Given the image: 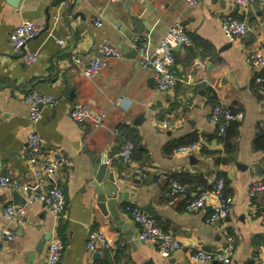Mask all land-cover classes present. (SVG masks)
Here are the masks:
<instances>
[{"label": "crops", "instance_id": "0c3cea01", "mask_svg": "<svg viewBox=\"0 0 264 264\" xmlns=\"http://www.w3.org/2000/svg\"><path fill=\"white\" fill-rule=\"evenodd\" d=\"M75 1L0 0V176L19 183L34 181L25 154L31 130L26 98L34 90L57 101L52 108L42 107L35 127L44 139L43 151L60 152L69 161L54 176L64 196L59 216L45 203H26L21 191L0 186V232L7 227L14 234L10 241L0 237V264H42L55 238L63 243L58 264H105L106 260L113 264H197L189 260L190 253L199 248L220 251L227 234L234 239L233 264H264L260 217L264 191L250 193L251 185L264 178V150L253 147L264 124V82L255 80L264 77V67H252L247 61L249 52L264 50V0L246 6L231 0H199L193 8L185 0ZM125 4L143 24L146 54L153 53L172 23L181 24L191 37V45L173 48L175 62L170 70L177 78L173 89L159 91L152 70L140 65V54L133 55L130 38L137 34ZM228 16L247 23L249 31L244 37L232 40L225 35L222 21ZM97 18L100 26L94 24ZM23 20L40 28L26 43V49L38 55L31 64L9 44L10 32ZM57 39L64 43L58 44ZM105 43L117 48L121 56L109 58L94 77H85L75 57H100ZM195 59L201 61L200 66L194 64ZM75 104L85 105L91 113H104L103 126L74 122L68 113ZM215 104L243 114L229 142L232 160L224 164L216 159L229 154L216 125L208 120ZM165 118L172 120V126L164 130L157 121ZM122 126L140 135L130 163L117 155ZM192 136L203 141L207 152L176 153V145ZM97 154L106 158L115 178V188L112 183L104 187L105 197L115 206L107 214L99 208L92 185L91 160ZM161 175L185 184L186 193L170 197ZM219 175L227 181L224 194L230 199V213L208 224L210 206L188 211L186 203L192 195L210 189ZM149 203L151 217L160 228L181 242V248L171 255L137 239L139 227L126 207L142 209ZM7 204L25 207L24 225L4 219ZM97 229L104 232L109 245L89 251L88 234Z\"/></svg>", "mask_w": 264, "mask_h": 264}, {"label": "built area", "instance_id": "2783aa9c", "mask_svg": "<svg viewBox=\"0 0 264 264\" xmlns=\"http://www.w3.org/2000/svg\"><path fill=\"white\" fill-rule=\"evenodd\" d=\"M199 0H185L188 7H195ZM254 0H231L238 6H246ZM96 26L101 25L99 18L95 20ZM222 29L225 35L230 39H239L246 35L249 26L243 20L233 16H228L222 21ZM40 32V28L29 20H23L9 34V44L15 53L21 52L23 59L27 64L34 63L38 60V55L26 49V43L36 37ZM132 47L141 55L140 65L144 68L149 67L152 70L153 81L155 87L159 91H169L177 83V78L170 70L175 62L173 48L175 46H189L192 39L185 28L175 22L165 30L160 38L158 45L153 53L148 55L145 53V43L141 37L133 36L130 38ZM57 43L62 45L63 39H57ZM120 51L109 45L101 46V56L94 58L82 59L75 57L74 62L79 67L81 73L92 78L97 75L107 64V60L111 57H120ZM248 63L252 67H264V50L257 49L249 52L247 57ZM194 64L201 65L199 59H195ZM256 82L263 83V76H256ZM29 103V122L31 130L26 136L25 154L27 160L33 169L34 181L27 183H19L8 176H0V186L8 187L15 191H21L24 194L26 203L40 201L45 203L48 210L55 216H59L64 209V196L62 187L54 180V176L59 168L69 165L68 159L60 152H44V139L36 130V125L42 117V107H54L57 103L56 99L48 94L38 91H31L27 95ZM69 117L77 123L89 121L95 127H101L104 124V113H91V111L82 104L71 106ZM243 117L241 111H233L230 108L215 104L209 115L208 120L216 125L217 136L225 133L226 127L234 121H239ZM157 125L162 129H169L172 126V120L165 118L157 121ZM264 130V124H261L258 131ZM134 144L130 141L124 142L117 152V155L125 163L132 161ZM203 148V141L198 138L187 144L176 147V153L180 155H190L199 152ZM143 174L142 171H138ZM167 181V194L170 197H176L186 193L187 188L167 175H161ZM224 179L218 178L210 189L200 191L190 197L186 203L188 211L204 210L207 206L211 207L210 213L205 222L215 223L216 221L225 219L230 213V199L224 194ZM264 191V178L255 181L250 187V193L255 195ZM126 209L131 214L134 222L138 225L139 231L137 239L143 242H151L155 244L159 252L165 255H171L181 248V242L171 235L163 231L157 221L144 212L141 208L128 205ZM26 211L23 205L7 204L4 206L2 215L5 220L18 225H24ZM261 220L264 222V210L260 213ZM0 237L8 241L14 237L13 231L4 227L0 232ZM109 240L102 230H93L88 234L86 248L89 251L106 248ZM63 251V243L58 238L51 240L48 244L47 254L42 264H58ZM235 251L234 239L231 234H227L224 247L217 252L205 250L202 248L191 252L189 260L197 264H205L216 262V264H233V255Z\"/></svg>", "mask_w": 264, "mask_h": 264}, {"label": "water", "instance_id": "95a60500", "mask_svg": "<svg viewBox=\"0 0 264 264\" xmlns=\"http://www.w3.org/2000/svg\"><path fill=\"white\" fill-rule=\"evenodd\" d=\"M75 3L76 1L74 0V4ZM124 9L128 12L130 25L133 28V31L136 32L138 37H141V29L143 28V24L141 23L140 19L136 15H131L129 13V7L126 4ZM176 48H180V46L178 45L176 46ZM132 51H133V55L136 56L138 54V52L134 48L132 49ZM91 165H92L91 174L94 177L92 181V185L95 187V191L97 194V203L102 213L107 214V209L109 208L112 209V207H115L113 204L114 202L112 200L111 201L107 200V198L105 197V188H104L107 186V183L110 186V184L115 181L113 170L107 164L106 158H104L100 154L94 155L92 157ZM112 186H114V184L111 185V187ZM113 188H115V186ZM113 196L115 197V195ZM142 210L150 216L153 215V209L150 203L143 206ZM39 244L40 245L43 244V240H41ZM40 245L37 247V251L40 250L41 247Z\"/></svg>", "mask_w": 264, "mask_h": 264}, {"label": "trees", "instance_id": "16d2710c", "mask_svg": "<svg viewBox=\"0 0 264 264\" xmlns=\"http://www.w3.org/2000/svg\"><path fill=\"white\" fill-rule=\"evenodd\" d=\"M238 127H239V122H236V121L231 122L226 127L225 133L222 136L218 137L220 142H222L224 145V149L226 151V154H229V155L224 156L222 158L218 157L216 159V163H223L224 164V163H228L230 160H232V156L230 157V154L232 153V146L229 142L237 134ZM119 137L122 139L121 144H123L126 141H130L134 144V146H135L134 151H133V155H134L135 150L139 147V144H140V135L137 133V131L134 130L133 128H130L129 126H122L119 129ZM196 139H197V136H192V137L188 138L187 140H184L183 142H179L176 145V147L179 145H182V144H187L189 142L195 141ZM253 147L256 150H264V130H260L258 132L257 137L253 141ZM203 149L204 148H202L200 151L207 152L206 150L204 151ZM133 155H132V158H133ZM219 177H222L224 179V181L227 182L226 178L224 176L219 175ZM204 190H206V189H204ZM105 264H113V262L110 260H106Z\"/></svg>", "mask_w": 264, "mask_h": 264}]
</instances>
